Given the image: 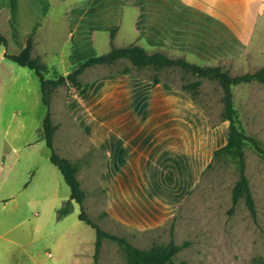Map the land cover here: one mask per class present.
I'll use <instances>...</instances> for the list:
<instances>
[{"label":"rangeland","instance_id":"1","mask_svg":"<svg viewBox=\"0 0 264 264\" xmlns=\"http://www.w3.org/2000/svg\"><path fill=\"white\" fill-rule=\"evenodd\" d=\"M52 1L57 10L47 15L40 29L43 36L54 37V41L47 44L50 50L44 58L49 67L64 74L80 61L112 48L110 36L102 33L98 34L96 49L82 44L74 52L70 51L71 44L77 38L81 41L84 36L77 35L75 39V35L68 34L77 23L76 19L57 15L63 9L72 8L75 2ZM126 8L125 14L98 18L99 23L106 21L105 28H118L113 42L117 47L135 43L149 52L183 56L201 65H221L232 74L254 71L264 65V14L239 19L234 27L219 28L210 23L201 24L197 19V25L187 27V19L185 22L181 18L171 20L165 14H131L130 7ZM16 21L22 29L30 25L21 16ZM170 25L178 27L177 31L169 33ZM16 31L15 38H11L7 46L0 44V50L7 47L14 52L18 50L22 43L19 35L24 31L19 28ZM7 62L9 65L0 67L6 71L0 77V232L12 226V236L17 238V243L0 239V264H94L96 231L79 219V203L73 201V210L64 217L58 216V209L69 199L71 190L62 173L50 161L51 150L39 136L46 107L38 76L29 67L11 60ZM125 66H131V63L122 59L116 64L91 67L81 76L82 89L61 85L51 97L52 120L58 126L54 147L61 156L80 163L78 176L86 192V211L102 228L124 236L140 248L173 239L181 246L175 255L177 261L254 264L256 258L264 257V157L249 143L244 146L246 174L256 202L255 216L243 198L233 208L232 190L239 172L235 158L230 155L217 157L172 210H166L163 194L158 202H152L153 197L145 195L144 203H138L134 196L128 195L125 196L126 204L108 207L106 178L103 177L106 151L94 147L84 125L88 126L90 112L104 113L106 86L111 82L112 101L120 106L123 98L127 103V83L120 81L123 74L117 72ZM53 68L47 77L54 75ZM152 73L150 68H133L132 75L149 80ZM182 76L179 68L162 72L165 80L177 84L182 82ZM201 90L200 97L207 112L194 102L193 114L205 116L206 113L211 123H217L218 138L210 141L214 150L227 141L229 121H222L223 90L217 82L208 79L204 80ZM232 90L238 112L237 124L264 146V84L258 81L241 83L234 85ZM76 99L74 115L67 105ZM157 105L165 106L163 102L155 103ZM102 139L107 140L108 148L117 152L118 144L113 136L105 135ZM189 139L181 134L169 145L175 151H181L187 148ZM171 157L158 156L155 161H149L142 156L140 165L152 174V167H155L154 171L160 166L165 169ZM77 248L79 254L74 252ZM99 264H127L122 246L112 239H104Z\"/></svg>","mask_w":264,"mask_h":264},{"label":"crops","instance_id":"2","mask_svg":"<svg viewBox=\"0 0 264 264\" xmlns=\"http://www.w3.org/2000/svg\"><path fill=\"white\" fill-rule=\"evenodd\" d=\"M72 2H75L72 8L61 10L57 16L64 14L65 17L76 19L77 23L68 34L75 35V39L77 35L84 36L81 41L77 38L76 42L71 44L70 51L73 52L82 44L91 45L96 49L98 34L104 33L107 37L113 28H117H105L106 21L99 23L98 18L110 17L111 14H125L126 7H130L131 14H165L171 20L181 18L185 22L187 19V27L191 24L197 25L198 21L219 28L234 27L239 19L264 14V0H74L70 3ZM114 2L117 4L116 8ZM56 6L52 0H0V33L7 36L9 44L15 38L16 28L24 31L23 35H19L22 41L18 47L19 51L25 46L30 34L34 33L33 55H40L44 60L50 50L47 44H51L54 37L43 36L40 29L47 15L55 10ZM20 16L30 24L26 29L20 28L16 21ZM170 26L172 30L169 28V33L177 31L178 27ZM111 41L114 42V39ZM6 50H9L8 47L0 50L2 54L0 67L9 65L7 61L11 60L5 57ZM18 50L9 51L17 53ZM14 71L12 66V74ZM66 73L68 71L64 72ZM5 74L4 69L0 70V77ZM120 81L127 83V103L123 98L120 106L117 105L118 102L112 101L114 95L109 90L111 82L106 86L107 101L104 113L90 112L88 126L84 125V131L94 147L106 151L103 177L106 178L104 187L108 196V207L126 204L125 196L128 195L134 196L138 203H144L145 195H151L154 199L152 202H158L163 194L166 210H172L179 204L182 196L192 189L211 162L217 148L212 150L210 141L212 138L217 140V128L212 126L206 113L205 116L193 114L194 101L191 97L167 82L154 85L150 79L144 80L132 74L121 75ZM77 99L79 100V96ZM77 99L67 105L72 114L76 112L74 107ZM161 102L165 106H155V103ZM181 134L186 139L190 138V141L186 149L175 151L169 144L175 138L181 137ZM105 135L114 137L118 144L117 152L114 153L108 148L107 140L104 139V142L102 139ZM147 144L151 146L148 148ZM164 152L166 153L163 154ZM167 155L173 158L171 157L165 169L160 166V169L154 171L155 167H152V174L147 167L140 165L142 156L149 161H155L156 157ZM0 239L10 244L17 243V238L12 236V226L3 233L0 232ZM78 249L74 251L75 254H79Z\"/></svg>","mask_w":264,"mask_h":264},{"label":"trees","instance_id":"3","mask_svg":"<svg viewBox=\"0 0 264 264\" xmlns=\"http://www.w3.org/2000/svg\"><path fill=\"white\" fill-rule=\"evenodd\" d=\"M117 28H113L110 33L111 40L114 39ZM0 44L8 45V38L0 33ZM34 49V33L28 37L25 46L17 53H9L5 51V57L15 61L19 65L33 69L38 76L40 83V91L42 102L46 107V112L42 120V125L39 129V136L44 139L48 148L51 150L49 159L62 173L66 183L69 185L71 193L64 205L58 209V216L64 217L73 210V201L79 203L80 212L79 219L90 225L96 231L94 264H99V257L103 240L112 239L125 251L127 264H189L185 260L177 261L175 255L181 249L173 239L167 243L154 244L149 248H140L131 243L124 236L111 233L102 228L96 223L85 209L84 201L86 192L82 188L79 179L80 163L72 161L67 157L61 156L56 152L54 147V134L58 126L52 120L50 111L51 97L54 91L61 85H68L80 90L84 81L81 78L82 74L89 68L96 65H112L122 59H126L131 63V66L117 70L123 74H133V68L141 70L150 68L153 73L149 77L154 85L160 82H168L177 86L181 91L188 94L191 99L203 107L206 112V106L203 104L201 88L205 79L217 82L222 90V121H229L227 141L226 143L214 150L213 158L207 165L205 171L212 166L213 161L221 155H230L235 158L239 177L235 182L232 190L233 208L237 205L241 198L244 199L248 209L253 216L257 213L256 202L250 188L249 180L246 174V155L244 146L251 144L255 150L264 157V146L255 137L247 134L237 124L238 112L234 106L233 86L241 83H249L258 81L264 84V65L254 71L232 74L225 70L221 65H201L191 62L183 56L171 57L162 51L149 52L146 48L139 44L131 43L125 46L117 47L112 42V48L102 54L88 57L76 64L67 74L60 73L57 69L49 67L40 55H33ZM54 70V75L47 77V73ZM179 68L183 72L181 77L182 82L177 84L173 80L164 79L162 72L166 69ZM189 77V79H188ZM190 77H194L191 78ZM217 123L212 121V126ZM254 264H264V257L255 259Z\"/></svg>","mask_w":264,"mask_h":264}]
</instances>
